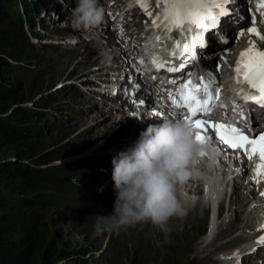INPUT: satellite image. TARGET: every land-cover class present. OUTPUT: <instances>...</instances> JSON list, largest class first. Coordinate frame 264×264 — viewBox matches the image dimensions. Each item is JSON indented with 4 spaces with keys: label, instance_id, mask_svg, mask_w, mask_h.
<instances>
[{
    "label": "rangeland",
    "instance_id": "rangeland-1",
    "mask_svg": "<svg viewBox=\"0 0 264 264\" xmlns=\"http://www.w3.org/2000/svg\"><path fill=\"white\" fill-rule=\"evenodd\" d=\"M65 2L67 6L76 4V0H47V9L58 14L60 6ZM48 15L49 12H47ZM138 25L144 26V23L140 22ZM12 29L18 30L10 19L0 24V30L4 32ZM46 31L54 33L56 29L47 27ZM54 39L53 37L51 40ZM57 41L60 42V39ZM16 47L23 49L19 45ZM13 51L15 50L10 49L9 44L0 38V56L10 58L14 56ZM15 52L16 56L20 55L19 51ZM23 52L24 55L19 59H14L12 63H5L2 67L6 75L2 78V82L11 89L13 97L9 102L7 113L0 114V117H6L14 111V113L22 110L36 111L35 119L21 120L22 124L25 123L28 135L42 136L43 154L55 153L64 158L47 167L59 164L71 165L81 160L79 164L72 165L76 168L69 173L72 181L87 179L89 190L103 202L97 200L90 205H85L81 211L69 209L71 207L65 208L62 205L50 207L44 211H27L19 205L21 195L7 188L9 196L0 195V198L3 197L0 202V237L3 240L7 237L15 240L14 237H16V246L21 249L29 244L32 231L33 234L43 233L45 243L41 245L42 252L39 253V250L38 257L35 256L37 263L33 264H221L213 259L217 254L215 249H212L210 253L208 250L210 247L205 249L208 242L215 240V236H211V240L203 244L202 253L194 252L200 242L207 240L212 215L217 218L218 214L217 209L212 214V210L208 211L205 205H198L195 211L191 213L187 211L188 213L183 217L172 218L167 231H162L150 221H142L120 230L119 234L112 232L94 234L96 217L109 208L107 200L109 192L98 178V168L113 169L112 166L107 165V159L98 156L105 151L98 152L96 148L102 146L107 150L110 147L109 150H111V145L118 140L117 137H124L127 132L131 135L133 129L128 127L124 129V134L120 132L114 134L117 128L113 129L109 125L117 116L111 111L104 113L97 110L77 86L81 82L78 77L90 70L91 66L87 62H81L79 70L70 74L74 68V60L79 59V53L67 57L53 49L46 51L28 46L24 47ZM77 66L78 64L75 67ZM104 143H108L109 146L107 144L103 146ZM93 149L96 150H94L95 153L98 152L97 155L82 159ZM24 160L14 147H7L0 151V163L4 161L19 163ZM26 162L34 164L31 160ZM39 167L45 168L41 164ZM184 185L186 186V183ZM194 189H197L196 186ZM202 190L200 189L201 192ZM42 191L56 194L61 202V196L69 195L68 190L59 184L46 186ZM242 192H235V196L232 197L226 195L221 207V222L217 218L221 228L225 230L223 229L222 233H216L218 242L215 246L223 245L228 241L224 247L221 246L222 249L225 248V252H230L233 246L243 241L241 238L232 240L240 229V224L245 222L241 212L237 214L236 211V208L240 210L242 206L238 202L245 199L244 195H241ZM230 204L234 208L229 211ZM113 211L114 207L110 213ZM26 219H30V222ZM220 229L219 232H221ZM53 241L57 246L56 252L52 253L54 258L47 263L44 249L46 243L50 244ZM29 248L33 255L35 244L30 245ZM221 253L222 251H219V254ZM178 256L182 258L179 259Z\"/></svg>",
    "mask_w": 264,
    "mask_h": 264
},
{
    "label": "clouds",
    "instance_id": "clouds-1",
    "mask_svg": "<svg viewBox=\"0 0 264 264\" xmlns=\"http://www.w3.org/2000/svg\"><path fill=\"white\" fill-rule=\"evenodd\" d=\"M104 18L105 8L99 0H76V7L71 9L65 23L88 30L101 25ZM98 54L105 59L111 55L107 49L99 50ZM195 135V129L183 119L164 118L162 123L151 124L141 131L133 146L114 157V211L96 217L94 234H119L120 230L142 221H150L167 231L172 218L185 216L182 187L190 178L211 183V177L200 170V165L207 155L210 169L215 151L210 145L199 144Z\"/></svg>",
    "mask_w": 264,
    "mask_h": 264
},
{
    "label": "snow or ice",
    "instance_id": "snow-or-ice-1",
    "mask_svg": "<svg viewBox=\"0 0 264 264\" xmlns=\"http://www.w3.org/2000/svg\"><path fill=\"white\" fill-rule=\"evenodd\" d=\"M138 2L151 17L152 13L147 11L148 5L143 0H138ZM160 2L161 0H157L158 5ZM231 2L232 0H163V14L152 21L153 25L161 32V36H158L157 39L163 37L171 41L170 56L179 57L187 53L190 60L197 61L195 51L197 44L201 48L206 46L204 33L217 28L221 16L230 14L227 5ZM257 7L264 9V0H257ZM252 22L254 23V17ZM194 29L197 31L195 39H192ZM173 30H176L178 39H173L170 35ZM247 31L264 40V35H261L257 28L250 27ZM120 33L123 35L122 27ZM239 35L244 36V31L239 32ZM224 42L227 43V40L225 39ZM249 43L251 46L241 52L235 66L237 82L240 85L238 95L246 102L253 101L264 106V50H259L254 41ZM140 63L143 64V61ZM153 64L157 70L166 67L169 73L180 72L185 67L184 64L179 67L166 66V62L159 60H153ZM218 70L219 64H217ZM153 78L155 79V77ZM169 83L177 84V81L170 80ZM138 88L139 85H137ZM178 89L177 95L168 93L169 99L175 108L187 110L186 113L181 112L179 118L186 121L189 126L198 129L195 139L199 144L206 145L211 139L206 134L213 131L220 143L228 149L242 151L249 160L258 156L260 163L256 165V176L264 174V131H255L253 136H249L240 127L230 123L214 122L210 118L201 119L198 117V114L210 117L219 99L221 89L212 71L200 70L199 73H187L183 82L179 83ZM143 103L144 101L141 100L140 104ZM154 115L158 118L163 117V113L159 111ZM256 182L259 183V180L257 179ZM260 195L264 196V191ZM259 242L264 243V236L260 238Z\"/></svg>",
    "mask_w": 264,
    "mask_h": 264
},
{
    "label": "trees",
    "instance_id": "trees-1",
    "mask_svg": "<svg viewBox=\"0 0 264 264\" xmlns=\"http://www.w3.org/2000/svg\"><path fill=\"white\" fill-rule=\"evenodd\" d=\"M25 16L28 17V20L30 19V22L34 19L28 0H0V24L10 19L12 24L18 28L17 31L16 29L7 30L6 32L0 30V38L9 44L10 49L20 52V55L16 56V52L13 51L14 56L10 58L0 56L1 115L7 113L9 102L12 99L11 97H13L11 96V89L2 82V78L6 77L2 67L5 63H12L11 61L24 55V47L28 46L31 48L22 30ZM16 45L22 46L23 49H18ZM26 111L22 110L18 113H14V111L6 117H0V151L7 147H14L19 151L20 156L25 159L19 163L6 161L0 163V195H3V197L9 196L7 188L18 192L21 195L19 197V205L27 211H44L58 205L66 208L68 204L62 197L61 202L56 194L42 191V189L49 185L67 184V175L76 170V168H73L70 164L47 167L51 163L64 158L55 153L43 154L44 150L41 148L42 136L37 134L28 135L25 123H21L22 119H35L37 116L34 115L37 113L36 111ZM27 160L33 161L34 164H29L26 162ZM39 164L45 166V168L39 167ZM61 175L63 177L60 178ZM3 197L0 198V202ZM26 220L30 222V219ZM43 235V233L33 234L32 231L29 244L24 245L21 249L16 246V237H14L15 240L7 236L5 240L0 237V264L35 263L37 261L35 256L38 257L39 250V253L42 252L41 245L45 243ZM33 244H35L36 248L35 253L32 255L29 247ZM56 247L54 241L50 242V244L46 243L44 256L47 263H50L52 258H54L52 253L56 252Z\"/></svg>",
    "mask_w": 264,
    "mask_h": 264
},
{
    "label": "bare ground",
    "instance_id": "bare-ground-1",
    "mask_svg": "<svg viewBox=\"0 0 264 264\" xmlns=\"http://www.w3.org/2000/svg\"><path fill=\"white\" fill-rule=\"evenodd\" d=\"M29 2V1H28ZM133 31L131 32H127V34L129 36H131ZM248 36V39H251L253 38L252 35L250 34H247ZM151 47L152 48H156V44L154 43H150ZM82 53V52H81ZM77 60L79 59H75L74 62H76ZM82 64V63H81ZM84 64V63H83ZM77 70H79L77 67H74L72 69V71L70 72V74H74V72H77ZM117 117H114V116H111V117H114L112 120H111V123H110V127H112L113 129L114 128H117V130L115 131L114 134H116L117 132H121V130L123 129H126L128 127H131L133 129V132L132 134L130 135L129 132H127L125 134L124 137H132V135L137 132V129L133 126V119H131L129 116L125 115L123 118H121V115H116ZM143 126V125H142ZM109 127V128H110ZM112 129V130H113ZM98 139V138H97ZM107 144V143H106ZM102 148V146L96 148V150L99 151V149ZM95 150V151H96ZM210 171L208 172L207 168H205V172H207V174L211 177V183L208 184V183H205L204 181H202L200 184L201 188H203L202 192L200 191L201 188H198V189H194L193 188L195 187V183H198V182H188L186 184V186L184 185L182 187V191H183V194H184V199L186 201V205L190 208V206H194V205H202L206 207V205L208 207L207 210L208 211H211V209H213L212 211H215L217 205H218V208H217V211H218V214H217V218L221 219V207L226 199V195L225 192L230 188L229 185H225L224 184V179L220 177V167L217 163H214V164H211V168L209 169ZM242 192L245 190H238V189H234V193L235 192ZM242 192L241 195L244 193ZM198 194V195H197ZM235 196V195H233ZM242 197V196H240ZM240 200V199H239ZM196 203V204H195ZM239 205H243L246 203V199H242L240 200V202H238ZM224 207V206H223ZM227 207V206H226ZM234 206L232 204H230V206L228 207V210L230 211L231 209L233 210ZM227 210V209H226ZM201 212V211H200ZM233 212V211H232ZM188 213V212H187ZM191 213V212H190ZM210 213V212H209ZM202 214V213H201ZM216 216L213 215V218H212V222H211V226L209 228V231H208V234H207V241L211 240L210 237L211 236H217L216 233H222L223 232V229L225 230V228H221L220 226V222L217 220ZM227 219V218H226ZM225 220V219H224ZM223 221V220H222ZM227 221V224H228V219L226 220ZM224 221V222H226ZM233 224V222H232ZM229 227V226H228ZM236 227V226H235ZM221 228V229H220ZM219 229L221 232H219ZM227 229V228H226ZM229 229V228H228ZM229 231V230H228ZM231 231V230H230ZM225 232V231H224ZM226 234V233H225ZM223 235V234H222ZM221 235V236H222ZM218 238H219V235H218ZM239 239V238H238ZM234 240V239H232ZM237 240V238H236ZM207 244V242H206ZM207 247H211V244H207L205 246V249ZM208 254V253H207Z\"/></svg>",
    "mask_w": 264,
    "mask_h": 264
}]
</instances>
